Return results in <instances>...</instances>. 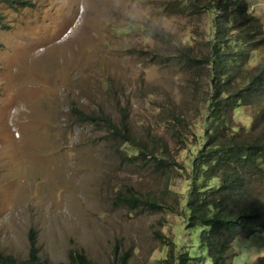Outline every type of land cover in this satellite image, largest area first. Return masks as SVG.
<instances>
[{
  "label": "rangeland",
  "instance_id": "1",
  "mask_svg": "<svg viewBox=\"0 0 264 264\" xmlns=\"http://www.w3.org/2000/svg\"><path fill=\"white\" fill-rule=\"evenodd\" d=\"M192 1L197 12L210 2ZM247 1L258 33L249 67H264V0ZM196 11L179 0H0V254L26 261L34 240L47 264L71 253L161 264L185 192L161 160H182L170 108L198 124L208 90V67L170 57L188 44L208 53ZM260 111L264 95L236 124L250 128ZM246 195L264 210L261 182ZM233 253L231 264H256L264 233L237 239Z\"/></svg>",
  "mask_w": 264,
  "mask_h": 264
},
{
  "label": "trees",
  "instance_id": "2",
  "mask_svg": "<svg viewBox=\"0 0 264 264\" xmlns=\"http://www.w3.org/2000/svg\"><path fill=\"white\" fill-rule=\"evenodd\" d=\"M179 1L196 11L198 5L192 0ZM200 9L196 13L206 18L209 29L208 53L198 55L188 44L170 56L171 63L184 69L208 67V90L198 124H188L184 114L170 108L182 160L170 161L168 156L161 160L179 174L185 192L169 210L178 222L173 236L164 237L166 255L161 264H231L237 256L233 253L237 239L264 233V210L255 201L248 202L246 195L253 181L264 185V129L255 132L264 121V111L250 128L236 124L242 109L255 106L264 95V67H249L254 52L249 46L258 34L253 29L256 19L247 0H210ZM156 36L150 33L148 38ZM163 58L167 56L159 54L156 60ZM127 142L136 143L130 137ZM138 147L135 154L147 157L143 152L147 147ZM162 149L168 151L167 146ZM121 200L135 205L140 202L126 197ZM36 245L32 240L28 260L19 263L0 254V264H47L39 258ZM129 262L126 254L116 264ZM66 264L91 262L84 254L71 253ZM256 264H264V257Z\"/></svg>",
  "mask_w": 264,
  "mask_h": 264
}]
</instances>
